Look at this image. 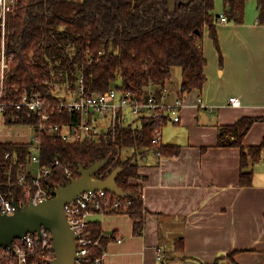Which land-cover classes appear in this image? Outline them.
<instances>
[{"label":"trees","instance_id":"16d2710c","mask_svg":"<svg viewBox=\"0 0 264 264\" xmlns=\"http://www.w3.org/2000/svg\"><path fill=\"white\" fill-rule=\"evenodd\" d=\"M249 0H223V16L242 23L245 3ZM258 23L264 24V0H256ZM214 0H20L14 15L6 20L5 49L14 55L6 88L26 89L39 93L46 102H56L54 84L74 87L82 78L87 92L102 93L114 87L146 100L151 94L159 97L172 79V69H181L180 93L201 90L206 82L203 51L205 31L219 51L216 28L219 16L214 15ZM71 48L72 50H69ZM1 51V37H0ZM119 81V84H116ZM15 97V94H13ZM53 124L77 127L83 120L78 112H49ZM6 127L30 126L38 129L39 116L9 107L3 113ZM262 118L244 117L233 125L218 128L217 146L234 147L240 152L239 184H252L249 167L260 160L264 142L244 147L242 141L255 122ZM156 122L144 120L140 126L118 122L115 130L91 134L83 141L63 142L47 131L36 132L40 165L51 170L42 185L52 193L78 178V166L90 167L108 159L98 174L106 178L115 168H122L116 184L130 194V204L118 214L133 219V235L143 230L144 207L139 196V169L148 154L161 159L176 157L177 145L154 144ZM33 143L0 142V183L6 182L3 173L7 153L19 154L18 163L31 162ZM58 162V165L55 164ZM70 172V176L66 175ZM9 199L20 202L23 188L0 187ZM111 195V194H110ZM112 196V195H111ZM113 197V196H112ZM114 213V212H111ZM98 239L100 248L92 249L93 258L104 255L105 245L113 237L103 235L99 222H90L86 230ZM16 239L14 244H19ZM175 253L183 254V241L175 242ZM9 251L0 247V264H9ZM218 257L212 264H219Z\"/></svg>","mask_w":264,"mask_h":264},{"label":"crops","instance_id":"0c3cea01","mask_svg":"<svg viewBox=\"0 0 264 264\" xmlns=\"http://www.w3.org/2000/svg\"><path fill=\"white\" fill-rule=\"evenodd\" d=\"M176 0H170L171 8ZM184 3L190 0H182ZM214 15L223 14V0H214ZM256 0L245 3L242 23L226 20L216 28L219 51L205 31L206 82L183 94L179 123L167 122L163 144L177 145L176 157L145 160L133 181L143 188V230L133 235L127 214H93L105 245L102 264H264V149L252 165V184H239L240 152L217 146L218 128L244 117H264V24L257 20ZM169 102L181 95L172 82ZM235 97L239 107L228 100ZM164 126V127H165ZM3 130V120L0 118ZM26 127V126H22ZM18 128H21L20 126ZM15 129V126L6 128ZM0 142H16L29 134H4ZM264 142V121L244 136V147ZM183 241V254L175 242ZM121 240V243L118 241Z\"/></svg>","mask_w":264,"mask_h":264},{"label":"built area","instance_id":"2783aa9c","mask_svg":"<svg viewBox=\"0 0 264 264\" xmlns=\"http://www.w3.org/2000/svg\"><path fill=\"white\" fill-rule=\"evenodd\" d=\"M19 1L0 0V118L4 127L6 126L3 113L9 107L37 114L40 120L37 132L47 131L53 138L69 143L83 141L90 134L97 138L102 132H113L119 121L125 125L132 123L137 126L135 123L139 122L141 125L147 120L156 122L157 130L152 142L158 144L161 142V130L165 124L179 123L180 112L184 107V96L181 94L169 102L167 98L170 94L166 88L161 91L159 97L150 94L146 100H138L134 94L119 91L114 87L102 93L87 92L80 77L74 87L69 84H54V96L58 99L56 102H46L39 93L28 92L26 89L14 88L12 92L9 91L6 83L14 55L7 54L5 49L6 20L9 14H15ZM226 20L225 16H219V23H224ZM228 103L232 107L240 106V101L235 97L229 98ZM54 110L78 112L83 115L84 120L77 127L53 124L49 120V112L52 113ZM129 117L133 120L129 121ZM39 151L40 146L37 143L33 148L31 162L28 164L18 163L17 159L21 157V153L4 155V159L9 162L7 170L3 173L6 182L0 183V187L24 190L18 202L7 198L0 189L1 214L10 215L14 212L13 201L22 207L30 203L38 204L52 197L42 185L43 181L51 176V170L40 165ZM55 164L58 165V162ZM105 173L97 174L96 178L103 179ZM66 175L70 176V172L66 171ZM142 191L141 187L139 189L141 198H143ZM110 194L102 190L84 192L64 206L68 225L76 236L77 259L74 264H102L103 256L93 258L92 255V249L100 248L99 240L90 238L86 232L90 217L97 213L104 215L106 212H122L125 206L130 204L129 200L111 194L112 197ZM18 240L20 243L13 242V250H8L9 264H54L53 242L49 231L42 229L39 234L29 233L22 240ZM118 243H121V240Z\"/></svg>","mask_w":264,"mask_h":264},{"label":"water","instance_id":"95a60500","mask_svg":"<svg viewBox=\"0 0 264 264\" xmlns=\"http://www.w3.org/2000/svg\"><path fill=\"white\" fill-rule=\"evenodd\" d=\"M108 161L105 159L95 162L88 168L79 165L77 171L79 177L70 179L63 187H58L51 193L52 197L43 202L19 207L17 202L13 201L12 214L0 213V247L12 251V244L16 239L22 240L29 233L39 234L44 229L51 233L54 264H74L77 259L76 236L68 225L64 206L88 191L102 190L120 198L130 196L116 184L122 168H115L104 179L96 178Z\"/></svg>","mask_w":264,"mask_h":264},{"label":"rangeland","instance_id":"374dc122","mask_svg":"<svg viewBox=\"0 0 264 264\" xmlns=\"http://www.w3.org/2000/svg\"><path fill=\"white\" fill-rule=\"evenodd\" d=\"M173 83V86L175 89H178V87L180 88V82H181V69L179 67H175L172 69V79L171 81ZM116 84H119V81H117ZM130 118V117H129ZM133 120V119H132ZM131 118L129 121H132ZM137 126H139V122L135 123ZM21 128H18V127H15V129H6L4 128L3 130L2 127H0V131L1 132V135H4V134H16V133H20V134H29V138H27L26 136H23V137H19L18 138V143H33V148L36 147L37 145V142L35 140V136H36V132L33 128L31 127H22L20 126ZM170 125H167L165 127L162 128L161 130V133H164L163 135H165L166 133L169 132L170 130ZM151 154H148V158H151Z\"/></svg>","mask_w":264,"mask_h":264}]
</instances>
